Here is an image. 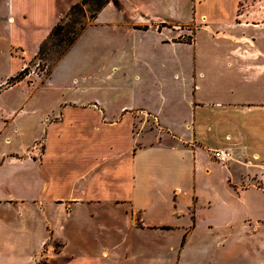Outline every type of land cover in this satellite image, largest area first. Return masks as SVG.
Segmentation results:
<instances>
[{"label":"crops","instance_id":"0c3cea01","mask_svg":"<svg viewBox=\"0 0 264 264\" xmlns=\"http://www.w3.org/2000/svg\"><path fill=\"white\" fill-rule=\"evenodd\" d=\"M10 1V43L32 58L81 0ZM241 1L211 20H232ZM159 3L136 0L119 10L109 3L40 85L59 92L43 110L35 104L40 86L18 92L30 89L21 83L0 94V264H102L116 254L107 248L119 244L128 261L135 230L154 236L148 243L159 247L157 255L174 235L187 243L205 240L198 256L210 263L217 252H229L230 237L256 235L264 226L258 37L214 33L204 20L207 34L221 42L201 51L197 33L180 42L185 33L153 30L161 22ZM115 26L129 31L128 38L93 32ZM90 35L86 56L70 59ZM106 44L111 61L88 66L109 69L111 79L99 77L112 89L101 97L105 83L80 68ZM215 149L231 151L232 161H215ZM101 207L112 215H89ZM54 242L61 247L52 255ZM183 249L173 264H180Z\"/></svg>","mask_w":264,"mask_h":264},{"label":"rangeland","instance_id":"374dc122","mask_svg":"<svg viewBox=\"0 0 264 264\" xmlns=\"http://www.w3.org/2000/svg\"><path fill=\"white\" fill-rule=\"evenodd\" d=\"M136 0H120L121 5L127 8L129 5L134 3ZM158 2V0H153ZM160 3L158 7L161 9V22H156L153 25V30L155 31H165L166 33H185L183 38H179L180 42H186L192 38V36H187L186 33H197V46L202 51H206L209 48L216 46L218 41L217 37L214 39L207 33L201 24V21L205 23V26H211L214 29V33H256V37H258L255 41V45L261 51L260 54V63L262 66V74H261V95L264 99V0H243L239 3L236 9V15L232 20H222V21H212L211 15L213 12L226 13L229 15L231 13L234 0H159ZM110 10H107L106 13H109ZM118 12V11H117ZM13 13V4L10 0H0V80H3V83H0V94L8 91L13 86L17 84H24V87L30 88L29 90L26 88H20L18 92H26L29 93L32 87L40 86L44 83L48 78H50L53 69L60 62L57 60L59 53L58 50L52 48L48 51V55L44 59H40L38 56L39 50L37 54L29 58L27 53L23 51V48H18L17 46H12L9 40V33H12L9 26V17ZM121 14V13H120ZM65 15V14H64ZM107 15V14H106ZM107 17V16H106ZM120 17V16H119ZM124 16L119 18L117 24L122 22ZM229 19V16H227ZM106 20H110L108 16ZM121 20V21H120ZM111 21V20H110ZM208 22V23H207ZM120 25V24H119ZM123 26H115L113 28H100L94 29L95 33H113L114 36L128 38L129 31L121 30ZM144 30L150 29V23L144 27ZM170 29V30H169ZM131 30V29H130ZM23 37V36H22ZM17 35V39L21 42H25L27 39L22 38ZM112 37V38H113ZM111 38V39H112ZM92 40V36L90 35L87 38V43L84 44L83 48H80L79 52L72 55L70 59H75V61H79L82 57H85L87 54L88 45ZM247 45L254 46V42L251 40H246ZM30 44V43H28ZM79 47V46H78ZM110 49V44H106L102 46L101 53H95L93 56L87 61V64L83 65L80 70L83 71L87 76H97L96 78L101 79L99 75H102V78L107 77V71L109 69H101V71L95 70L96 68H88L94 61L103 60L111 61L109 54H104ZM216 50V47H215ZM200 52V51H199ZM222 51L218 50V55L221 58ZM69 59V60H70ZM16 60V61H13ZM199 62L200 55H199ZM98 63V61H97ZM63 64V63H61ZM58 72L64 74L66 72L63 66H60ZM57 72V73H58ZM20 74H22L23 78L20 82H16L13 78H17ZM58 77V75H56ZM91 77V78H92ZM107 79H111V77H107ZM105 86H103V90L99 91L100 94H96V96H101L110 92L112 89L111 82L106 79H101ZM105 89V90H104ZM240 90V88H239ZM253 91V88L251 89ZM257 90V88H256ZM246 91L249 92V89ZM17 93V91H15ZM36 102L39 103L40 109L43 110L45 104L50 103V100L59 92H56L52 88L47 86H40L36 91ZM11 94V93H10ZM14 94V93H12ZM49 99V100H48ZM96 210V211H95ZM95 210L90 211L89 215L93 217H100L99 220L108 218V213L110 212L108 208L101 207L95 208ZM110 212V216H111ZM110 218V217H109ZM135 226H141L138 216H133ZM106 221V220H105ZM252 232V233H251ZM255 231H247V235L245 238H234L230 237V249L228 253L222 255V252L219 251L215 254V260L207 263L203 259L198 256V248L204 247L206 248L207 241L205 240H194L190 243L187 241L182 242V240H178V236L174 235L171 237L170 242L168 240L165 241L164 244L161 243L159 254L157 255V249L159 248L157 245H152V243H148V241L153 240L154 236L149 234H142L138 231H133V253L132 256L127 257L128 261L121 255L123 246L120 244L117 246H109L107 250H112L109 254L108 259H103L102 264H173L177 261L179 257V252L181 247L186 248L182 252L180 264H264V226L258 231L255 235ZM174 239V240H173ZM88 241V240H87ZM55 243V248H52V255L58 254L60 252V243ZM89 245L86 248H94V244L89 242ZM174 243V245H172ZM204 243V244H203ZM110 242L106 245L108 246ZM184 244L187 246L184 247ZM105 245L95 246L96 247H104ZM173 247V251L169 252V249ZM222 248V247H220ZM48 249H45V253L48 254ZM109 250V251H110ZM95 251V249H94ZM88 251V252H94ZM108 254V253H107ZM159 256V257H158ZM159 262L157 263V261ZM45 260H49L47 257ZM47 261H42L46 263Z\"/></svg>","mask_w":264,"mask_h":264},{"label":"trees","instance_id":"16d2710c","mask_svg":"<svg viewBox=\"0 0 264 264\" xmlns=\"http://www.w3.org/2000/svg\"><path fill=\"white\" fill-rule=\"evenodd\" d=\"M109 3H112L118 10L121 9L120 0H81L73 5L40 46L38 54L40 59L46 58L52 47L58 50L57 60L60 61L83 35L88 25ZM22 78L23 76L20 74L13 80L20 82Z\"/></svg>","mask_w":264,"mask_h":264},{"label":"built area","instance_id":"2783aa9c","mask_svg":"<svg viewBox=\"0 0 264 264\" xmlns=\"http://www.w3.org/2000/svg\"><path fill=\"white\" fill-rule=\"evenodd\" d=\"M212 158L222 165H227L232 161V152L225 149H215L212 151Z\"/></svg>","mask_w":264,"mask_h":264},{"label":"bare ground","instance_id":"6f19581e","mask_svg":"<svg viewBox=\"0 0 264 264\" xmlns=\"http://www.w3.org/2000/svg\"><path fill=\"white\" fill-rule=\"evenodd\" d=\"M12 21V20H11Z\"/></svg>","mask_w":264,"mask_h":264}]
</instances>
